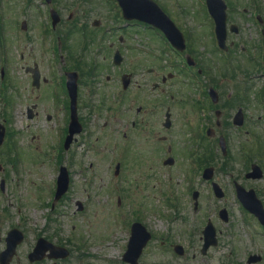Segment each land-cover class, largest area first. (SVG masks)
I'll return each mask as SVG.
<instances>
[{
	"label": "rangeland",
	"instance_id": "rangeland-1",
	"mask_svg": "<svg viewBox=\"0 0 264 264\" xmlns=\"http://www.w3.org/2000/svg\"><path fill=\"white\" fill-rule=\"evenodd\" d=\"M192 1L193 3L189 0H174L175 8H186V17L183 22L188 23L190 30H193L192 33H187L190 42L189 49L192 51L194 49L196 57L205 58L201 61L202 66L209 65L210 62L211 72L209 74L212 83L225 86L223 99L228 101L226 102L228 108L237 107L238 100L234 98V92H236L238 83L233 77L234 68L227 71V68L219 67L221 72L226 73L222 76L216 69L214 71L211 62L217 67L216 62L220 57L216 53L213 55L215 45L212 44L204 28V19L198 18L199 14L196 16L194 12V10L197 12L200 10L198 3ZM245 2L246 0H240L241 5ZM54 3L55 8H71L70 11L80 15L79 20L87 24L93 19H99L105 22V27L115 29L112 41L115 42V47L122 50L124 58L121 66L115 68L110 59L111 55L104 50L107 42L103 39L89 49L86 47L87 55L81 57L84 65H88L82 69L79 84L80 109L85 132L72 148L74 157L70 153L68 155V160L73 159L74 161V164L69 167L71 177L69 192L62 200L55 203L51 211L49 205L52 203L58 174V163L56 164L55 160L58 154L57 142L54 136H50L54 124L35 120L30 123L31 128H27L25 96L28 93L25 90L26 79L21 68L30 61L19 59V54L25 50L26 46V43L21 40L25 38L23 31L18 28L14 34L15 40L5 45L4 49L0 48V70L3 68L5 71L4 79H0V84L8 85V76H12L15 78L16 85L14 91L2 89L0 85V123L6 127V143L0 150V184L4 181L3 190H0V251L5 248L6 233L17 228L24 234V241L17 248L19 263L13 262L12 264H28L26 255L39 236L54 244H62L70 251V258L58 264H122L123 247L130 236L129 227L132 222L137 221L157 236V240L151 242L150 247L143 252L141 264H168L171 262V257L174 258L171 264H176V257L172 252H162L161 249H166L168 246H160V240L175 241L179 237L182 241L184 236L181 235H183L182 231L185 230L186 224L179 218H182L180 215L193 212L191 190L203 193L201 212L212 216L221 208H226L228 213L235 215V218L242 222L241 218L245 215L235 203L234 198L230 196L229 186H227L229 181L225 177L228 173H240L242 168L245 170L244 167L250 164L260 165L264 169V109L263 105L255 104L254 99L251 98L254 90H260L264 83L263 79L260 78L253 82V89L248 93L249 105L243 108L249 118H252L247 128L256 134L253 136L255 139L248 141L245 136L237 134L239 132L231 126V128H226L225 132L229 150L226 159L215 150H218L217 138L208 142V152L207 148L203 151V153L206 151V158L203 162H207L208 167L214 168V181L226 192L228 190V197L224 201L217 200L212 194L209 195V188L200 185L201 177L194 184L200 173L197 174L195 171L197 175L193 177V171L190 172L192 169H188L193 158L188 156L193 154V157H200L202 153L195 151L199 143L191 141L190 135H177L176 133L171 135L167 144L172 142L176 148L173 152L176 163L174 167L167 168L159 160L161 155L159 150H157V163L152 161L148 153V149L152 146L157 145V148L163 146L149 136L143 135L144 139H141L137 130L131 129L130 125L136 118L141 90L145 97L150 96L151 93L153 81L147 74V69L155 68L156 64L145 56L139 57L141 41L134 32L124 34V31L119 32L118 28L116 29L122 25V22L118 19V12L111 9L114 8L113 2L111 0H54ZM0 8H11L19 12L20 9L24 11L25 8L45 7L41 6V0H0ZM142 29L144 30L139 32L143 34L144 50H150V44L155 43L150 38L153 32ZM242 31L244 34L241 37H247V32L244 29ZM119 35L128 37L124 45L117 42L116 38ZM153 37L156 36L153 35ZM156 45L157 53H161L163 58L162 64L167 67L165 71H172L168 66L179 61H175L174 56L169 53L164 55L165 50H161L162 47L158 40ZM49 46L50 43L45 42L43 60L36 55L37 60L41 61L44 74H53L60 68V62L53 59L48 52ZM70 46L75 47V53L81 52L77 48L76 40L70 42ZM65 49L67 47L63 45L61 54L65 52L64 56L69 53ZM6 53L9 59L11 58L10 60L2 57ZM206 53L210 56L207 57ZM94 68H97L94 75H100V84L95 80L94 85L93 80L87 76L90 71L93 73ZM122 72H129L133 75L132 84L126 91L122 105L124 116L118 115L121 105L120 95H124L120 84V73ZM108 76L110 81L106 80ZM221 77H225L224 82H220ZM178 80L179 82L177 80L169 82V85L187 83L182 77ZM141 82L145 86L138 90L137 84ZM195 86L197 87L196 84ZM57 92L56 79L52 87L48 88L50 98L47 97V99L53 98ZM12 96H15V100L11 104ZM113 106L116 107V111L115 115L113 114L110 118L107 108ZM44 107L40 106L42 114L46 111ZM235 111L236 108H234ZM107 121L109 127L104 130L102 126ZM175 124L180 134L182 123L177 119ZM125 126H128V131L126 137H123ZM110 129H113L111 133H109ZM9 133H12L10 138L14 139L8 145ZM34 133H39L40 137H36ZM255 142L258 146L249 151L250 144ZM140 149L146 150L142 153L144 154L142 158L139 157ZM63 161L64 163L67 161L65 156ZM117 163L120 164V170L115 176L114 168ZM77 202L82 204V211L78 210ZM175 218H178V221L172 223ZM250 222L252 221L248 223ZM240 227L242 237L246 238L244 234L251 235L246 225L243 228L242 223ZM245 245L248 246L247 242ZM43 264L53 263L45 261Z\"/></svg>",
	"mask_w": 264,
	"mask_h": 264
},
{
	"label": "flooded vegetation",
	"instance_id": "flooded-vegetation-1",
	"mask_svg": "<svg viewBox=\"0 0 264 264\" xmlns=\"http://www.w3.org/2000/svg\"><path fill=\"white\" fill-rule=\"evenodd\" d=\"M227 6V39L230 49L226 53H219V57L224 59H218L216 65L218 67H224L228 70L234 68V78L237 80L238 85L236 86V92H234V98L238 100L237 107L226 106L227 100L223 99V88L220 84H213L209 72V65H204L201 67V63H198L194 55L196 54L192 50L184 51L182 53L175 51L170 48L171 53H173L180 61L176 62L174 65H170L172 71L166 72L165 66H162L160 58H157V35L160 40L167 43L163 33L158 31L157 28L145 26L147 29L153 32L150 37L153 44H150L151 49L144 50L143 47V36L140 33H136V36L140 38L141 50H139V57L145 56L150 59L154 64L155 68H148L147 74L152 78L151 83V93L150 96L145 97L143 90H141L139 95V105L136 108V118L131 123V129L137 130L141 139H144L143 135L149 136L156 143H160L163 147L157 148V145L152 146L148 149V153L152 159L157 163V150L161 152L159 160L162 161V165L167 168L175 166L176 159L174 158L173 152L176 149L172 142L168 143L171 135L174 133L177 135L187 134L192 137L194 141L199 143L195 147V151L201 152V160L196 159V164H191L188 169L200 173L205 169V163L203 162L206 151L203 153L204 149L207 148L209 151L208 142L214 141L216 138L225 137L226 128L228 124L232 122L236 114H240V119L243 125L238 128L242 130L243 135L247 140H253V134L251 129L248 130L247 124L251 122L252 118H249L247 112L243 110L244 106L246 108L249 105L248 93L253 89V80L259 77L264 80V0H246L242 5L240 0H223ZM158 3L163 12L173 21L176 27L183 34L186 43L190 45L189 39L187 38V33H192L193 30L188 27V23H184L183 20L186 17V8H175L174 0H154ZM205 2V0H204ZM45 12L41 11L40 8H25L24 11L20 9L19 12L12 10L11 8H0V48L4 49L5 45L10 44L15 40L14 34L22 29L25 38L21 39L26 44L25 50L19 54V59L26 62V64L21 68L26 79L25 90L27 95L25 96V118L27 123V128L30 129L33 121H42L47 124H54V129L51 134L58 140V154L57 162L59 167H69L74 164L73 159L68 160L69 153L73 156L72 148L75 146L79 140L80 135L74 136L71 143L67 149H64V141L69 134L68 128L70 123V100L66 92L65 73L71 72L72 69H58V76L56 78L52 74H44L42 70L41 61L37 60L36 55L43 60L44 57V44L54 41L58 42V47L62 48V44L65 41L76 39L82 41V46L84 45H96L99 44L102 39L107 42L106 48L104 49L109 55H113L115 51H119V48L115 47V42L113 36V29L108 28L103 31L102 27L105 22L100 20L97 22L98 28H94L95 22H89L88 24L84 21H75L76 12H70L69 8H57L60 10L59 14L60 21L56 27H52L49 18V9L44 8ZM55 9V8H53ZM57 11V10H56ZM204 25L207 30L208 36L212 39L214 24L210 19L207 12V4L204 5ZM18 16L16 19L15 17ZM45 20V22H43ZM20 24V25H19ZM184 24V25H183ZM143 26L135 21L126 22L123 26L122 31L131 30L134 32L135 28L138 26ZM234 25L236 33H230L229 30L231 26ZM243 25V27H242ZM141 26V27H142ZM121 28V27H120ZM119 28V29H120ZM247 32V37L242 38L243 30ZM196 33V30H194ZM232 37V39H231ZM128 37L125 35H119L116 40L124 45ZM140 44V42H137ZM192 45V43H191ZM37 48V49H36ZM52 50L55 51L54 47ZM103 50V51H104ZM194 52V53H193ZM34 54V55H33ZM72 53H68L66 57L70 59ZM3 58H8L7 53L2 56ZM65 57L61 56V63L64 64ZM140 57V58H141ZM190 58L191 65L186 63V59ZM11 59V58H10ZM9 59V60H10ZM105 59V58H103ZM193 59V60H192ZM214 66V63L211 62ZM214 67V71H215ZM78 77H79V72ZM124 74L131 75V81L133 75L129 72L120 73V77ZM186 76H185V75ZM5 76V71L3 68L0 70V79L3 80ZM143 76V75H142ZM179 77L185 78L187 83L182 85L180 83H175L169 85V82L178 81ZM198 77L203 78V85L200 91L195 90L193 84H190V79H195ZM9 86L12 91L16 89V85L12 76H8ZM57 79L58 92L51 99L49 97L48 88L52 87L53 81ZM100 75H95L93 80L97 83L100 82ZM214 79V78H212ZM224 78H220V82H224ZM107 81H110L109 76L106 77ZM100 84V83H99ZM145 84H137V89H143ZM213 88L217 92V103L213 104L209 97V90ZM262 91H254L251 98L254 99L255 104L264 105V84L260 88ZM127 92L124 91V95H120V108L118 115L124 116L122 105L124 104V97ZM199 98L196 99V96ZM230 98V96H228ZM50 98V97H49ZM48 104V105H47ZM45 106L43 109L46 111L42 114L40 106ZM87 107V104L85 105ZM236 111L234 112V108ZM116 107L107 108L109 111V116L112 115ZM40 109V110H39ZM76 112L78 120L82 123V133L85 131V125L83 123V118L81 116L80 102L77 95V105ZM115 115V114H114ZM116 117V116H114ZM182 123L181 132L176 130L175 121ZM103 129L109 127L108 121L103 124ZM113 129L109 130L111 133ZM128 131V126L123 129V137H126ZM175 131V132H174ZM35 132V131H34ZM38 135L37 133H34ZM157 134L159 135L157 137ZM40 135V134H39ZM110 135V134H109ZM191 140V141H193ZM144 141V140H143ZM167 144V145H165ZM254 146V144H251ZM164 147H166L164 149ZM217 151V149H215ZM145 149H140L139 157H144ZM66 154V155H64ZM66 157V163H64L63 158ZM162 156H164L162 158ZM166 156V157H165ZM255 156V155H253ZM74 157V156H73ZM146 157V156H145ZM191 158V155L188 156ZM170 158L172 165H165L164 160ZM250 161V157H249ZM65 164V165H64ZM259 167V172L254 174V168ZM245 170L242 168L240 173L230 174L225 178L229 181V191L230 196L234 198L235 203L240 207V210L244 213V218L241 215V220L236 219L235 215L227 212L221 213V208L218 212L214 213L212 216L210 214H205L201 212L203 203V193L198 190H191V198L193 193H197V205L195 206L192 201L193 212L180 215L181 219L185 224L186 228L183 230L182 241L181 238L177 237V240L170 241L169 239L160 240V246H168L166 249H161L164 253L172 252L173 256L176 257V264H264V223H262L257 217L251 213L244 210L242 207V201L238 191L236 189L239 185L244 191H251L254 193L255 197L262 203L264 208V169L260 165L250 164L245 166ZM195 169V170H194ZM254 174V175H252ZM199 175L197 176L194 184L198 182ZM71 184V180H70ZM200 185H205L208 189L209 195H213L212 183L201 181ZM219 185V184H218ZM221 189L222 197L220 201H224L228 196L227 192L223 187L219 185ZM244 191L241 192L244 195ZM215 198V197H214ZM254 198H252L253 201ZM178 221V218L172 220V223ZM249 221H252L248 223ZM243 223V228L245 225L251 231V235L244 234L242 237L240 234V224ZM254 230V231H253ZM170 231V229H169ZM213 231L215 233L216 243L215 245H210L207 249L203 251L205 238L204 232ZM174 233V229L172 230ZM181 233V230H179ZM243 232V231H242ZM157 236L155 233L151 232L150 242H155ZM223 241V245H221ZM247 242L248 246L245 245ZM150 247L147 245L143 252ZM175 247H179L180 253L175 252ZM157 248V246H156ZM127 249V244L123 247V254ZM143 252L139 257L137 264H141ZM123 254L121 256L122 264H128L123 259ZM173 263L174 258H170ZM19 263V259L16 260ZM44 261L36 263L43 264ZM55 261L53 264H57Z\"/></svg>",
	"mask_w": 264,
	"mask_h": 264
},
{
	"label": "water",
	"instance_id": "water-1",
	"mask_svg": "<svg viewBox=\"0 0 264 264\" xmlns=\"http://www.w3.org/2000/svg\"><path fill=\"white\" fill-rule=\"evenodd\" d=\"M123 9L124 15L127 19H138L140 21L159 25L162 27V29L168 30V28H172L173 26L170 24V22L167 21V19H162L161 12L156 9L155 5L149 1V0H117ZM160 19L162 21H160ZM171 29V30H172ZM221 31L223 32V28H221ZM174 32V30H173ZM223 35V33H222ZM223 40V39H222ZM173 45L179 49H183V42L182 39L180 42L174 41ZM76 78L73 76H69V80L67 83L68 90L73 95V98L75 97V85ZM77 125V122L75 119L72 121V127ZM77 132L79 129L76 130ZM3 141V131L0 132V145ZM220 146L223 150V153L225 152V146L224 142L221 141ZM118 171V166L116 167V173ZM212 170L207 169L204 172V178L208 179L211 177ZM68 185V177L65 170H61L60 174L57 178V188L55 192V201L61 198V196L66 192ZM245 196V195H243ZM244 205L245 207L252 213L259 216L261 219L264 220V211L262 210L261 205L258 202L252 201V199L244 198ZM81 209V207H80ZM22 240V234L19 233L16 230H12L8 233L6 238L7 243V249L0 254V261L1 264H6L7 259H9L15 250L16 245H18ZM149 240V234L145 231V229L138 223H134L131 227V238L129 240L128 244V251H127V259L129 262L134 263L135 260L138 258V256L141 253L142 248L146 245V243ZM49 251L51 256L54 258H65L67 256V253L65 250L61 248L54 247L50 243L40 239L37 242V245L33 251V253L30 255L31 260H40L42 258V255Z\"/></svg>",
	"mask_w": 264,
	"mask_h": 264
}]
</instances>
